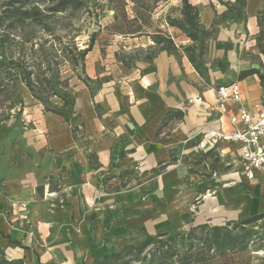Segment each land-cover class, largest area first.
I'll return each instance as SVG.
<instances>
[{
	"label": "crops",
	"instance_id": "0c3cea01",
	"mask_svg": "<svg viewBox=\"0 0 264 264\" xmlns=\"http://www.w3.org/2000/svg\"><path fill=\"white\" fill-rule=\"evenodd\" d=\"M188 2L198 9L199 23L205 30L217 26L215 20L220 15L227 22L226 28L232 32L229 35L234 39V45L227 50L225 65L229 70L241 74L237 81L220 85L236 83L243 107L250 111L256 104H264V74L260 71V68H264V55L261 53L253 62L244 61L237 57L236 51L237 43L249 46L264 31V0ZM167 33L175 47V37L180 40L178 43L183 42L181 33L174 27L168 28ZM184 59L178 62L167 53L160 52L152 61L142 63L136 70L122 72L117 66V70L107 73L109 77L104 84L109 89L94 97V102L103 109L100 118L95 111L93 97L85 86L75 90V127L66 125V121L59 117L47 116L48 135L46 139L43 137V140L37 141V149L43 152L49 166L43 175L53 179L58 191L49 190V184L40 183L42 181L33 174L28 178L21 176L16 179L21 192L20 201L27 204L28 209L17 204L14 210H8L10 206L0 197V232L21 247L0 235V247L6 255L9 248H14L18 252L11 257L12 260H23L25 264H51V255L57 250V245L46 244L50 227L48 218L52 219L54 225L67 219V262L64 264H77V261L93 264L103 256L146 236L179 230L175 216L182 209L181 199L170 196V186L181 184L186 196H190L197 189L196 186L203 189L207 183L212 187L217 178L212 175L216 173L211 170L208 155L214 150L227 159V169L217 179L224 189L220 192H225L223 209L229 216L226 221L239 222L264 214V186L260 183L264 180V174L256 172L254 178L248 180L238 166L229 165L234 152L231 144L219 143L208 150L210 133L219 130L227 132L231 128L226 115H219L213 110L215 87L201 91L198 86L201 78L190 61L186 57ZM250 69L258 74L242 75ZM86 78L96 79L95 73L93 76L86 73ZM192 95L196 96L198 106L191 102ZM187 101L194 105L187 109L185 123L182 121L176 125L177 130L185 135L181 144L172 140L168 142L165 138L156 140L163 122L172 124L171 118L165 121L168 114L172 116L174 111L183 112ZM190 110H193L192 115ZM186 119L191 127L185 131ZM77 129H80L81 137L75 140L72 130L76 133ZM199 132H202V137L191 145ZM61 149H67V167L64 169L56 165L57 160L50 151ZM181 164L186 168L182 175L178 170ZM157 166L163 167L154 172ZM132 170L139 180L129 181L122 186L121 174ZM187 171L194 175H189ZM205 178L207 181H204ZM239 184L249 188L251 200L247 194H239L236 198L233 191L231 194L227 192L236 189ZM207 192L209 201L216 202V195L213 193L212 196L210 190ZM53 193L62 202L58 204L53 201V210H49L46 206L50 202H45L43 198ZM34 202L45 203L38 216ZM94 209H100L101 213L90 228L84 211ZM46 210L51 214H47ZM212 210V213L217 212L216 208ZM27 219L26 226L24 220ZM33 228L38 229L39 242L46 244V252L38 250L30 238L34 233L31 231ZM89 236L92 237L91 241L88 240ZM70 239L73 240L74 251L69 247ZM62 250L65 252L66 248Z\"/></svg>",
	"mask_w": 264,
	"mask_h": 264
},
{
	"label": "rangeland",
	"instance_id": "374dc122",
	"mask_svg": "<svg viewBox=\"0 0 264 264\" xmlns=\"http://www.w3.org/2000/svg\"><path fill=\"white\" fill-rule=\"evenodd\" d=\"M23 1L0 0V33L3 31L8 32L7 28H9L10 39L13 38L14 34L15 41L22 42L26 52H28L31 45H34L33 49L36 50L40 44H43L44 47L49 48L51 51L57 52L59 56L57 67L53 65L52 67L56 68L58 78L52 81L50 87L54 88L57 93L67 100L66 109H58V111L68 120L65 124L68 126L71 124L73 127L76 126L72 106L76 89L83 86L87 88L89 94L93 97V105L100 118L103 109L100 104L94 102V97L97 94L106 93V90L109 89L104 84V81L109 77L107 73L112 72L113 69L117 70V66L122 72L139 68L142 63H145L141 60L146 55V52L141 53L139 50L145 51L147 47L153 46L156 35H160L163 38L169 37L175 44L172 37L167 33V29L171 27L169 25L170 22H179L182 19V3L180 0H79L82 5L80 9H68L55 15H50V13L44 11L45 6L48 5L44 0L39 2L29 0L26 6H37L42 11V16H47V18L41 19L40 25L26 21L23 29L11 31L9 21L5 19V16H8L11 10L18 8ZM215 23L217 26L206 29L208 30V35L202 36L198 33L200 40L204 38V43L202 44L203 53H198L201 43L191 41L181 30L175 27L181 33L180 36L183 37L181 41L183 42L178 43L180 40H177L174 36L177 50L175 52H165L178 62H181V59L185 60V57L188 59L187 52L183 49L191 47V54L195 57V62L190 64L196 72L195 66L200 70L197 74L201 78V81L198 82L201 91H206L209 88L213 89L214 87L216 89L220 84L232 80L237 81L241 74L229 70L225 65L227 50L234 45V39L229 35L232 32L229 28H226L227 22L225 18L217 15ZM220 25H224V27L219 28ZM91 37L93 38V44L84 59V71H82L81 62L77 60L76 65H74L72 58L76 55L75 48L78 50L87 48ZM13 44L10 41L4 42L2 50L7 56H10L12 52L16 54L17 49ZM262 50L264 51V31L259 33L251 45L244 46L237 43L236 47L238 58L252 62L256 61L261 53L263 54ZM121 62L128 63L129 67L126 68ZM248 71H251V69ZM260 71L263 75L264 68H260ZM86 73L92 76L95 73L96 79H86L84 81ZM6 79L4 72L0 71V83L4 82L6 84L5 90L0 93V197L5 199L10 206L8 210H14V206L24 203L20 201L21 192H19V187L16 185L17 177L28 178L34 174L42 181L40 183L47 182L49 184V190L58 191L53 179L43 175V171L49 166L43 152L37 149V141L43 140V137L44 139L47 138V116L59 117L62 121L65 120L59 115L46 112L42 104L31 95L30 91L19 79L15 81ZM190 98L191 102H194L196 106L199 105L195 95ZM53 100L57 107L62 106L63 102L60 99L55 98ZM191 102H186L183 112L174 111L171 116L172 124L163 122L156 140L165 138L166 141L172 140V142L181 144L185 135L177 130L178 127L176 125L182 121L185 123L184 118L188 117L187 109H191L194 105ZM190 113L192 115L193 110H190ZM195 119L198 120L197 117ZM184 125L187 126L184 129L185 131L191 127L188 120L187 124ZM194 126L197 127V125ZM204 127L206 126L204 125ZM172 130L175 131L173 132ZM76 131V133L71 132L73 139L78 140L81 137V131L80 129ZM201 137L202 132H199L192 140L191 145L196 143ZM50 151L57 160L56 165L58 167L63 169L67 167V149ZM208 162L211 170L216 173V175L213 173L212 175L219 179L221 174L227 169L225 166L227 159L220 157L218 151L214 150L208 155ZM172 163L175 164V160ZM162 167L157 166L153 171L162 169ZM178 170L181 175L186 172V168L182 164L179 165ZM187 172L189 175H194L192 172ZM217 179L212 187H209L207 183L205 185L206 188L203 189L200 186H196L197 189L190 196L185 195L181 184L170 186L168 191L171 194L170 196L179 197L181 199L180 206L182 207L181 211L179 210L175 216L180 228L177 231L170 232V234L184 233L190 226L199 224L222 226L227 222L226 220L229 216L226 215V211L223 209L226 201L225 192H220L224 189L220 187ZM134 180L137 181L139 179L133 170L121 174L120 182L122 186H126L129 181ZM204 181H207V178ZM260 183L264 186V180ZM209 190L212 196L213 193L216 195V202L209 201L207 192ZM248 190V187L239 184L236 189L227 190V192L231 194V191H233L236 198H238L239 194H247L249 200H251V193ZM43 199L45 202H50L46 206V209L48 208L49 210H53V201L58 204L62 202L55 193L48 194ZM232 199L234 198L232 197ZM34 203H36L35 213L38 216L45 203ZM213 208L217 209L216 213H212L214 212ZM26 209H28V206ZM46 213L51 214L47 210ZM84 213L87 216V226L92 228L93 221L101 211L100 209H94V211H84ZM24 221L27 226L28 219ZM48 221L50 222V227L46 244L57 245V250L51 255V264H64L67 262V219L60 220L57 225L51 223V218H48ZM247 228H253L259 234V239L252 243L248 249L212 258L201 264H264V218L258 221L255 226L249 225ZM31 231H34V233L30 235V238L38 247V250L45 251L47 247L44 242H39L38 229L33 228ZM88 240L91 241L92 237L89 236ZM64 247L66 248L65 252L62 250ZM69 247L71 251H74V243L71 239ZM16 252H18L17 249L9 248L7 250V258L15 257ZM77 264L82 263L77 261Z\"/></svg>",
	"mask_w": 264,
	"mask_h": 264
},
{
	"label": "trees",
	"instance_id": "16d2710c",
	"mask_svg": "<svg viewBox=\"0 0 264 264\" xmlns=\"http://www.w3.org/2000/svg\"><path fill=\"white\" fill-rule=\"evenodd\" d=\"M39 1L42 0H35V2ZM44 1L48 3L44 11H47L50 15L63 13L68 9L77 10L82 6L79 0ZM180 1L182 3V19L179 22L172 21L169 25L181 30L191 41L201 43L198 53H203L202 44L204 43V38L200 40L198 33L205 36L208 35V31L198 22V9L189 4L188 0ZM236 1L237 3L239 2V0ZM28 2L29 0H24L18 8L11 10L9 15L5 16V19L9 21L11 31L23 29L26 21H29L31 24L37 23L40 25L41 19L47 18V16H42V11L37 6H26ZM7 29L9 32L10 29ZM8 32L3 31L0 33V71L4 72L7 78L6 80L8 81L19 79L30 91L31 95L42 104L46 112L59 115L68 122L65 116L58 111V109H66L68 105L67 100L61 94L57 93L54 88L50 87L52 81L58 78L56 68L52 67V65L57 67V60L59 59L57 52L51 51L49 48L44 47L43 44L38 45L36 50L33 49L34 45H31L28 52H26L24 44L22 42H16L14 34L13 38L10 39L11 34ZM154 40L153 46L147 47L145 51L142 49L139 50L141 53L146 52V55L141 61L150 62L160 52L168 53L177 50L169 37L163 38L160 35H156ZM5 41L14 43L13 46L17 49L16 54L12 52L10 56H7L4 53L2 49ZM92 44L93 38L91 37L87 48L84 50L75 48L76 55L73 56L72 62L76 65L77 60H79L82 71H84V59L88 52H90ZM183 50L187 52L190 63L194 64L195 57L191 54V47H185ZM262 52L264 54L263 50ZM15 55H17L16 58H14ZM121 63L126 68L129 67L128 63ZM195 68L197 72L200 71L197 66ZM253 74H258V72L251 70L242 75L249 76ZM259 77L261 80L263 79L262 76ZM86 79L88 80V78H85L84 81ZM5 87L6 84L4 82L0 83V93L5 90ZM55 98L63 102L61 107L55 105L53 100ZM168 116L165 118V121L171 118L169 114ZM74 130L72 131L74 132ZM263 218L264 214L239 222L229 221L222 226L199 224L190 226L184 233H164L155 236H146L142 240L124 246L117 252L103 256L93 264H201L212 258L222 257L226 254L238 253L248 249L252 243L259 239V234L257 230L247 227L249 225L255 226ZM0 235L2 238L9 240L1 232ZM9 242L21 248L17 242H11L10 240ZM0 264L25 263L23 260L8 259L5 251L0 247Z\"/></svg>",
	"mask_w": 264,
	"mask_h": 264
},
{
	"label": "built area",
	"instance_id": "2783aa9c",
	"mask_svg": "<svg viewBox=\"0 0 264 264\" xmlns=\"http://www.w3.org/2000/svg\"><path fill=\"white\" fill-rule=\"evenodd\" d=\"M230 0H224L229 3ZM213 110L226 115L230 130L209 134L208 150L219 143L234 148L229 165L238 166L243 175L252 180L256 172L264 174V104H256L252 111L243 107L241 93L236 83L220 85L215 89ZM26 209L27 204H21Z\"/></svg>",
	"mask_w": 264,
	"mask_h": 264
}]
</instances>
